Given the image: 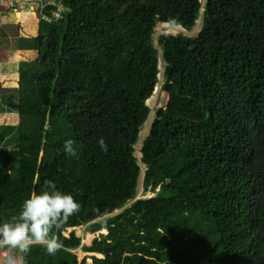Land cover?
<instances>
[{
	"label": "trees",
	"instance_id": "trees-1",
	"mask_svg": "<svg viewBox=\"0 0 264 264\" xmlns=\"http://www.w3.org/2000/svg\"><path fill=\"white\" fill-rule=\"evenodd\" d=\"M54 1L52 20L39 12L37 32L19 33L24 64L0 91V117L30 125L0 124V223L45 180L81 211L60 251L34 246L27 264H264V0ZM201 17L196 35L158 32L160 54L159 23ZM161 57L169 98L138 158ZM142 164L152 195L136 197ZM84 224L109 244L82 245Z\"/></svg>",
	"mask_w": 264,
	"mask_h": 264
},
{
	"label": "clouds",
	"instance_id": "clouds-1",
	"mask_svg": "<svg viewBox=\"0 0 264 264\" xmlns=\"http://www.w3.org/2000/svg\"><path fill=\"white\" fill-rule=\"evenodd\" d=\"M98 143L102 151H108L103 137ZM64 149L76 155L72 140L65 142ZM80 211L81 204L71 194L59 190L52 180H45L42 190L32 192L17 214L0 223V252L3 253L0 264H27L26 257L34 246H41L49 255H55L64 247L60 230ZM95 211L102 221L109 217L107 210Z\"/></svg>",
	"mask_w": 264,
	"mask_h": 264
},
{
	"label": "rangeland",
	"instance_id": "rangeland-1",
	"mask_svg": "<svg viewBox=\"0 0 264 264\" xmlns=\"http://www.w3.org/2000/svg\"><path fill=\"white\" fill-rule=\"evenodd\" d=\"M203 1H205V0H203ZM201 21H202V17L199 19L198 24L191 30H186L185 28H182L179 26L176 27V26H173L171 24L163 26L162 25L163 23H159L157 26V33L155 34L156 46L159 48V50L161 49L159 46V42L157 40L158 32H162V31L175 32V33L176 32H184L188 35H196L198 33V31L201 29ZM17 27H18V29L21 30V32L28 29L24 25H22V26L17 25ZM30 30L32 32L36 33L37 27H35V28L30 27ZM14 38L16 40H18L19 36L14 35ZM160 54H161V50H160ZM164 80H165L164 67H162L161 72H160V80L158 82V85L156 86V89H155L154 94L152 95L151 99L148 100V103L151 105L152 109H151V112H150V115H149L147 121L145 122V124H144V126L140 132V136H139V139H138L137 144H136V154L138 153V151L140 152V149H141L142 144H143V140L149 132L150 126H151L152 121L155 117L156 109L160 106L165 105L168 102L169 95L163 89ZM21 116L22 115H20L19 113H16L13 111L4 112V113H2V115L0 117V124L5 123L7 125V129H10L9 133H11V132L13 133L16 130L22 131V129H25L23 124L27 123L26 128H28L30 125H29V120H27V117H23L21 119ZM138 143H139V147H137ZM140 155H141V152H140ZM144 168H145V165H144ZM144 171H145V169H144ZM142 178H143V176H141L140 186H139L138 194L136 195V197L152 195V192H144L143 186H142ZM72 229H73V227L69 228L67 230V233H69V231H71ZM75 229L77 230V233L79 235H81L83 238L82 239V245L88 246V245H92L93 243H97L101 246H104L105 244H109L110 240H109L107 228H103V229L98 230V231L90 232L87 229V225L84 224V225H80V226L75 227ZM78 253L80 255V258H83L86 254H93V253L98 254V255H102V253H99V252H97V253H95L94 251L88 252L83 247L78 248ZM88 264H92L91 258L88 259Z\"/></svg>",
	"mask_w": 264,
	"mask_h": 264
},
{
	"label": "crops",
	"instance_id": "crops-1",
	"mask_svg": "<svg viewBox=\"0 0 264 264\" xmlns=\"http://www.w3.org/2000/svg\"><path fill=\"white\" fill-rule=\"evenodd\" d=\"M36 12L39 14L38 9L27 2L21 4L18 12L0 7V91L2 86L9 83L11 76L20 73L26 50L21 49L14 35L19 36L20 33L21 36L29 37L34 34L30 27H38L40 14ZM17 25H24L28 29L21 32Z\"/></svg>",
	"mask_w": 264,
	"mask_h": 264
},
{
	"label": "built area",
	"instance_id": "built-area-1",
	"mask_svg": "<svg viewBox=\"0 0 264 264\" xmlns=\"http://www.w3.org/2000/svg\"><path fill=\"white\" fill-rule=\"evenodd\" d=\"M23 2H27L31 4L35 9H38L41 13V16L45 20H52L53 17H51L46 9L49 5L56 3L54 0H0V7L4 9H10L14 12L20 11L21 4ZM58 8L54 11V14L58 17L61 16V11L64 8L62 3H57ZM3 253L0 252V257H2Z\"/></svg>",
	"mask_w": 264,
	"mask_h": 264
},
{
	"label": "bare ground",
	"instance_id": "bare-ground-1",
	"mask_svg": "<svg viewBox=\"0 0 264 264\" xmlns=\"http://www.w3.org/2000/svg\"><path fill=\"white\" fill-rule=\"evenodd\" d=\"M162 25L166 26V25H169V23H163ZM160 67L161 68L163 67V58L162 57H161ZM137 147H139V143H138ZM137 155H138V157H141L142 154L140 155V152L138 151ZM142 168H143V171H144V164H142Z\"/></svg>",
	"mask_w": 264,
	"mask_h": 264
},
{
	"label": "water",
	"instance_id": "water-1",
	"mask_svg": "<svg viewBox=\"0 0 264 264\" xmlns=\"http://www.w3.org/2000/svg\"><path fill=\"white\" fill-rule=\"evenodd\" d=\"M152 97V96H151ZM151 97L148 99V100H150L151 99ZM138 156V155H137ZM138 158H140V157H138ZM142 176H144V172H143V169H142Z\"/></svg>",
	"mask_w": 264,
	"mask_h": 264
}]
</instances>
